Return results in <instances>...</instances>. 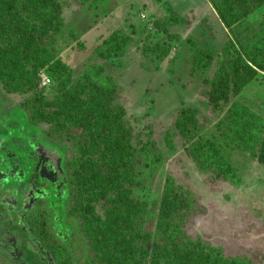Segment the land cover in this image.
Instances as JSON below:
<instances>
[{
	"label": "rangeland",
	"instance_id": "obj_1",
	"mask_svg": "<svg viewBox=\"0 0 264 264\" xmlns=\"http://www.w3.org/2000/svg\"><path fill=\"white\" fill-rule=\"evenodd\" d=\"M56 2L62 8L61 16L56 17L60 24L50 28L42 25L46 12L36 8L37 0H16L20 7L16 14H21L29 27L24 22L9 25L0 9V94L22 107L46 140L57 144L63 154L75 191L76 217L71 220L77 228L75 256L84 263L96 252L95 220L105 221L110 215L105 200L127 195L147 210H158L171 177L192 189L205 207V213H194L193 221L186 224L189 234L221 248L228 259L264 264V6L251 10L233 1L225 10L224 22L210 0ZM171 11L182 17L170 28L180 39L154 27ZM226 22L231 26H225ZM114 31L132 37L127 52L113 59L97 56L96 47ZM31 34L39 46L18 64L30 73L18 72L12 65L14 53ZM228 39L239 46L257 74L224 108L210 101L204 87L208 78L224 80L216 69ZM161 48L169 50L163 60L157 56ZM205 51L214 55L207 72L202 67ZM95 66L104 68L102 80L108 77L116 84L117 94L107 105L108 112L118 111L119 120L125 122L122 127L130 128L134 143L151 142L159 156L154 171L143 178L144 187L128 191L124 183L106 180L103 191L94 193L90 177L82 171V164L99 175L107 174L109 168V159L95 144L89 118L77 109L104 100L103 88L93 94L81 86L86 78H97ZM232 104L239 124H251V138L247 137L245 144L228 141L231 162L241 179L237 184L211 179L212 175L197 168L185 149L186 128L178 124L187 110L197 119L199 135L220 127L222 135L229 132L234 137L229 124ZM68 108L75 110L68 112ZM139 177L140 181L142 175ZM87 201L93 206L92 216L86 214Z\"/></svg>",
	"mask_w": 264,
	"mask_h": 264
},
{
	"label": "trees",
	"instance_id": "obj_2",
	"mask_svg": "<svg viewBox=\"0 0 264 264\" xmlns=\"http://www.w3.org/2000/svg\"><path fill=\"white\" fill-rule=\"evenodd\" d=\"M1 1L3 6H0V9L6 23L9 25L27 23L21 14H16L20 11L16 0ZM233 1L248 6L251 10L264 6V0H210L224 22L227 21L225 10ZM39 2L36 8L40 6L39 9L42 8L46 12L42 19L44 28L60 24L56 17L61 16L62 8L56 0H37V3ZM181 20L182 17L177 12L171 11L167 17L155 22L154 27L159 28L170 38L180 39V35L172 33L170 28ZM225 24L231 26L227 22ZM26 25L29 27L28 24ZM131 39V36L122 31H114L96 47L94 52L104 59L118 58L127 52ZM36 43L37 40L32 34L21 43L20 49L13 56L12 65L15 70L30 73L22 64L20 66L18 64L21 63V58L26 57L32 49L39 46ZM157 50L160 60L169 55L167 48ZM203 57L202 67L207 72L213 66L214 55L210 51H205ZM95 67L92 68L97 78L92 75L94 78L92 80L86 78L81 86L90 89L89 92L93 91V94H96V89L103 88L101 97L104 100L88 104L82 110L79 107L77 109L89 118L87 120L93 130L95 144L103 149L104 156L109 159V168L107 174L99 175L96 171L90 173L82 164V171L90 177L94 193L103 191L106 180L114 183L122 182L128 191L142 184L144 187L143 178L154 171L159 164V156L151 142L134 143V135L130 128L122 127L125 122L119 120L118 111H115V114L112 111L108 112L107 105L114 101L117 94L116 84L108 77L102 80L104 68ZM64 69L67 70L68 67ZM217 72L219 75H224V80H217L216 77L211 78L212 80L206 79L204 93L214 105L226 108L231 101L233 102V98L241 93L243 87L255 78L257 69L246 62L239 46L232 39H228L218 56ZM95 80H101L102 83ZM231 107L232 122L229 124L234 128V137H231L229 132L222 135L220 127L199 135L195 130L197 119L187 110H183V116H180L178 124L182 129L186 128L185 149L197 168L204 174L212 175L211 179L229 180L237 184L241 179L237 168L231 162L228 141L232 144L237 141L240 145L245 144L248 141L246 138L250 137L251 124L244 122L240 125L236 120L233 104L229 109ZM71 110L75 108H68V112ZM238 136L240 139H237ZM141 175L142 182L139 181ZM105 203L110 212L108 218L105 221L94 219L95 242H98V248L95 246L96 252L89 255L82 263L74 253L62 249L58 254V264H248L247 261L238 262L236 259H228L221 248L185 230L186 224L193 221L195 217L193 214L198 211L205 213L203 211L205 207L192 189L178 184L174 178H168L158 210H147L143 204L127 195L107 199ZM92 209V204L87 201L86 214L92 216Z\"/></svg>",
	"mask_w": 264,
	"mask_h": 264
},
{
	"label": "flooded vegetation",
	"instance_id": "obj_3",
	"mask_svg": "<svg viewBox=\"0 0 264 264\" xmlns=\"http://www.w3.org/2000/svg\"><path fill=\"white\" fill-rule=\"evenodd\" d=\"M72 188L57 144L0 94V258L4 264H58L74 253Z\"/></svg>",
	"mask_w": 264,
	"mask_h": 264
},
{
	"label": "crops",
	"instance_id": "obj_4",
	"mask_svg": "<svg viewBox=\"0 0 264 264\" xmlns=\"http://www.w3.org/2000/svg\"><path fill=\"white\" fill-rule=\"evenodd\" d=\"M159 6V8H158V10L160 9V5H158Z\"/></svg>",
	"mask_w": 264,
	"mask_h": 264
}]
</instances>
